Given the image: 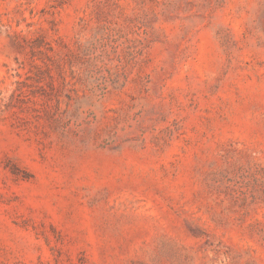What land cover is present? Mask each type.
Segmentation results:
<instances>
[{
    "label": "rangeland",
    "instance_id": "374dc122",
    "mask_svg": "<svg viewBox=\"0 0 264 264\" xmlns=\"http://www.w3.org/2000/svg\"><path fill=\"white\" fill-rule=\"evenodd\" d=\"M0 264H264V0H0Z\"/></svg>",
    "mask_w": 264,
    "mask_h": 264
}]
</instances>
